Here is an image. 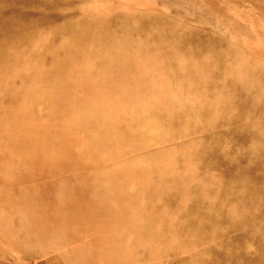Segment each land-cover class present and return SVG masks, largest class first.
Listing matches in <instances>:
<instances>
[{"label":"rangeland","instance_id":"1","mask_svg":"<svg viewBox=\"0 0 264 264\" xmlns=\"http://www.w3.org/2000/svg\"><path fill=\"white\" fill-rule=\"evenodd\" d=\"M0 17L25 18L40 25L28 39H18L26 40L20 44L24 58L19 65L9 71L0 68V264H200L197 253L210 243H197L195 234L185 228L184 217L195 197H202L204 202L218 198L219 170L193 155L192 138L165 135L157 141L147 135L131 138L127 131L136 123L138 109L147 105L155 104L159 113L170 115L180 99L186 106L191 105L190 109L223 103L194 91L191 79H175L179 75L189 77L188 72L204 63L177 42L184 34L180 33L181 27L186 25L203 39L207 48L231 49L233 61L237 59L235 71L245 73V77L262 78L264 0H0ZM113 18L115 25L106 27L104 33L103 23ZM167 19L179 32H167L173 40L163 45L156 46L157 39L151 36L152 46L139 51L143 47L139 40L119 34L122 25L129 27L136 20L142 24L151 20L158 25L169 24ZM87 22L101 26L93 35L84 37L79 48L76 46L81 38H75L73 45L76 44L69 52L58 45L50 47L57 32L68 35L66 32L75 29L76 24L83 26ZM145 24L139 33L147 40L143 33H149V29ZM116 34V41L126 43L129 54L124 58L128 57L129 62L99 69V60L94 61L95 47ZM52 56L59 59L61 71L48 79L52 63L44 59ZM53 90L64 91L63 99L46 108L40 106V96L48 97ZM197 100L200 103H195ZM250 114L233 127L249 125L256 135L263 134L264 119ZM18 116L20 123L13 124ZM92 121L97 122L93 128ZM109 121L115 123L116 129L108 141L103 133ZM22 127L30 134L37 129L38 155L32 152L34 144L27 146L18 138ZM55 154L60 158L57 162H53ZM68 184L79 195L77 204L82 206L80 210L86 218L80 213L65 225L62 215L57 222L35 223L29 218L28 211L35 214L43 209L47 218L50 213L54 215L55 204L64 199ZM39 186L42 188L35 198L40 205L33 202L32 206V194L36 193L33 191ZM158 190L163 194L157 196ZM167 193L172 200L166 208L159 207L158 198ZM254 206L260 210L258 203ZM156 209L157 214L159 210L164 215L157 216ZM249 209L250 206L241 211ZM69 211H64L65 215ZM86 247L94 248L95 254L81 250ZM110 249H116L117 256ZM122 253L126 259H118Z\"/></svg>","mask_w":264,"mask_h":264},{"label":"bare ground","instance_id":"2","mask_svg":"<svg viewBox=\"0 0 264 264\" xmlns=\"http://www.w3.org/2000/svg\"><path fill=\"white\" fill-rule=\"evenodd\" d=\"M168 19L166 21L169 24H165L162 22L165 20H160L162 23H158V25H153L151 20L147 21L146 24L144 23L145 26H147V28L149 29L146 30L149 31V33H143L145 35L144 37L147 40H145L141 36L142 33H139L143 29L144 24H142L141 21L138 22L137 20L133 22L129 27L127 26V24L122 25V29L120 30L121 33L119 34H128L136 41L139 40L141 43L139 45L143 46L139 49V51L144 50L142 48L149 49L148 47L152 46L151 44H149V37L151 36L156 37L157 39L156 46L160 43H162L163 45L165 41L173 40V38L170 37L169 33L167 32H171V30L172 32L177 31L176 25L173 27V23H170ZM45 24L46 23H44L43 25ZM103 25L105 26L104 33H106L107 28H110L111 26L113 27L115 25V18L106 20L103 23ZM37 26H40L38 21H31L25 18L18 19L15 17L14 18L0 17V68H4L5 71H9L10 69L13 70L15 66L19 65L21 59L24 58L23 51H20V49H22L20 44H24L26 40L20 42L18 41V39H26V38L28 39L29 37H31L34 34L33 32L37 30ZM100 26L101 24H95L91 22H87L86 24L84 23L83 26H79L78 24H76L75 29L72 27L70 32H66L69 33L68 35H63L61 34V32H57L54 35L53 41H51L50 47L53 46L57 47L58 45V48H62L66 52H69V50L73 48L74 45L76 44L75 43L73 45L75 38L77 39L76 41H78V39L81 38V40L78 41L80 43L76 46L77 49L80 47L82 43H84V40H86L84 39V37L93 35L94 31ZM181 30L182 32L180 33H184V34H182V36L177 38V42L179 43V45L182 46L185 52L190 53V55L194 56L197 59H202L204 63L202 62L203 64L201 66L197 67L193 71L188 72L189 77L184 78L185 75H179L178 77H175V79L180 80L181 82L184 81L185 79L188 80L191 79L194 91L197 90V92H201V93L204 92V94L206 95L208 94L213 98H219L221 99V102H223L221 103L222 105L219 104L218 106L215 107L203 105L202 107L199 106L200 108L198 109H190L189 107H191V105L186 106L185 105L186 103L181 102L180 99V101H176V104L173 107V112L170 115L159 113L156 107L157 105L155 104L149 106L144 105L145 107H141L143 109L139 108L138 111L136 112L135 114L136 123L131 128L128 129L127 133L131 138H139L143 135H147L157 141L166 137L165 135H169V136L178 135V137H182V138L183 137L192 138L191 141L193 142V144H195L193 155L196 156V158H198L200 161L207 163L208 166L211 167L212 169L219 170L221 183L217 188L218 190L216 197L218 198L209 200L208 202H204L201 200L202 197L201 198L195 197L191 205V209L189 208L190 211L185 213V217H184L185 218L184 226L187 230H189V232L192 231L195 234V238L198 239L197 243L198 241L201 244H204L205 242L210 243L209 247L206 248L204 247L201 251L197 253L196 257H198L200 264H264V244H263L264 243L263 242L264 239V133L261 135H256L255 132L250 130L249 125L240 126L238 128L233 127L234 123L245 121L246 118L250 117L251 112L253 115H260V117L264 119V73L262 75V78L260 79H254V77L252 76L250 78L247 76L245 77V73L243 75L242 73L234 70L237 59L236 61H233V59L235 60V58L231 54L232 53L231 49L228 50L226 48L217 49L215 47L207 48L208 45L203 41V39L200 36L198 37L194 34L196 32L193 29L187 27L186 25L184 27H181ZM119 34H116L111 38L104 39L99 46L95 47L96 59H94V61L99 60L98 61L99 69L105 68L108 65L115 66L126 63L127 61L129 62V60L127 59L128 57L124 58L125 55L129 54L126 53L127 51L126 43L122 44L120 41H116L117 40L116 37ZM104 38H106V36H104ZM15 44H18V46L11 52L10 51L11 47ZM164 54H165V50H164ZM133 55L135 56L134 53ZM206 59H208V62ZM227 59H231L232 62H228ZM44 60L48 61L49 63H52L47 73L48 79L53 78L57 74L59 75L58 72L61 71L59 70L61 67L59 63L60 61H57L59 59L57 57L52 56V58L44 59ZM205 65L208 66L205 67ZM54 67H56L55 72H53ZM206 69H210L212 70V72L206 74L204 73ZM149 73L151 74V72ZM252 73L254 74V72ZM153 74L154 73H152L151 75ZM159 83L160 82H158V84ZM64 94L65 92L62 90H57V91L53 90L50 96L48 97L40 96L37 102L40 106L46 108L48 106L53 105L57 101L62 100ZM197 98L199 99V97ZM196 102H198V100L195 101V103ZM202 104L204 103L202 102ZM20 116H18L17 119H14L13 124L18 125V123H20V119H21ZM96 124H97L96 121H92L91 128L95 127ZM261 125L264 127V123H261ZM33 129H35V127ZM115 129H116L115 123L113 121H109L104 129L103 137L106 138L108 141L112 140L113 132ZM207 130L210 131L206 132ZM19 131L20 132L17 134L18 138L21 139V141L24 142L27 146L29 144H34L32 147V152L38 155L40 149H38V145L36 141L37 129H35L34 131L32 130V134H30L27 131V129L24 127H22V130ZM7 137L5 138L7 139ZM187 141L189 140L187 139ZM44 142L45 141L41 143ZM45 143L48 144V142ZM52 158L54 159L53 162H57L60 159L59 156H56V154ZM146 161L148 162V159ZM52 165L55 166V164ZM50 169L53 170L51 166ZM179 174L181 175L180 172ZM33 176H35V173ZM160 184H162L161 181ZM65 186L66 187L64 189V196H63L64 199L60 200L57 204H55L54 215H50L51 213L47 215L48 218L51 219H48L46 217V213L44 212V209L35 214H32L30 211H28L27 214L29 218L33 220V222L35 223L38 221L57 222L60 218V215H62V222L65 225L66 223L71 222L75 218V216H78L80 213L84 217L85 214L80 210L82 206L78 205L79 195L75 194L74 191L71 190L72 184L70 186L69 184L68 186L67 185ZM39 187L40 188L37 191L35 190L33 191L36 193L32 194L33 199L31 200V202L32 203L39 202L40 205V200L35 198V196H38V191L42 188V186ZM43 187L44 188L47 187L48 189L49 186L44 185ZM74 187H76L75 184ZM157 188H160V185ZM154 192H156V190ZM161 193H159L158 190L157 196H160ZM153 194L151 195L153 196ZM29 196L30 195H28V197ZM171 196H172L171 194L167 193L163 195V197L158 198L159 207L165 205L166 208V203L172 200ZM155 203H157V201ZM255 203H258V205L260 206V210H256L254 206ZM34 204L35 203H33L32 206H34ZM249 206L250 209L248 212L241 211V209ZM235 207H238L239 209L233 210ZM66 210H70V211L65 215L64 211ZM115 211L117 210L115 209ZM156 212L157 209L155 213ZM159 212L160 211L158 210V214H162ZM223 228L224 230H222ZM159 230L162 231L161 229ZM128 231H130V229H128ZM161 233L162 232H160L159 234ZM142 235L146 236L144 233ZM150 244H154V243H150ZM104 245L106 246V244ZM251 245H255L257 248L255 247V249H253ZM81 250L89 255L95 254L94 248L92 247L81 248ZM161 250L163 251L162 248ZM110 252L112 255L117 256L116 249H110ZM126 257L127 256L125 254L123 255L122 253V255L119 256L118 259L123 260L126 259ZM180 260L182 259H180L179 257V261ZM195 262L198 263V261ZM122 263L125 262L123 261Z\"/></svg>","mask_w":264,"mask_h":264}]
</instances>
